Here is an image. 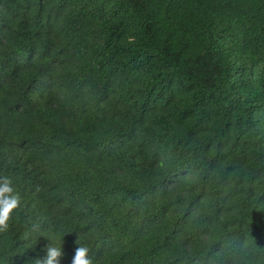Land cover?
<instances>
[{
	"label": "trees",
	"instance_id": "1",
	"mask_svg": "<svg viewBox=\"0 0 264 264\" xmlns=\"http://www.w3.org/2000/svg\"><path fill=\"white\" fill-rule=\"evenodd\" d=\"M0 264H264V0H0Z\"/></svg>",
	"mask_w": 264,
	"mask_h": 264
},
{
	"label": "clouds",
	"instance_id": "2",
	"mask_svg": "<svg viewBox=\"0 0 264 264\" xmlns=\"http://www.w3.org/2000/svg\"><path fill=\"white\" fill-rule=\"evenodd\" d=\"M22 196L17 190L14 177L7 173H0V232L9 228L10 220L15 210L21 206ZM46 246L43 256H36L25 264H61L60 257L64 255L62 238L57 244L53 239ZM89 248L85 244L76 247L70 264H94L93 258L88 254Z\"/></svg>",
	"mask_w": 264,
	"mask_h": 264
}]
</instances>
